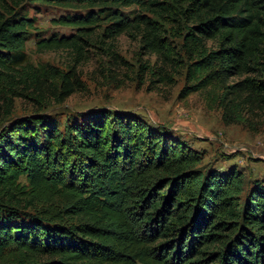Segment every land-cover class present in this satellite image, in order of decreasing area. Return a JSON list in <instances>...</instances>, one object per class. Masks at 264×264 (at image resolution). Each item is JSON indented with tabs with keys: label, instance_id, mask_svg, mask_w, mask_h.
<instances>
[{
	"label": "trees",
	"instance_id": "trees-1",
	"mask_svg": "<svg viewBox=\"0 0 264 264\" xmlns=\"http://www.w3.org/2000/svg\"><path fill=\"white\" fill-rule=\"evenodd\" d=\"M44 4L66 10L52 21L69 33H38L27 12ZM120 34L155 57L139 66L152 85L183 72L180 97L205 92L224 123L264 110V0H0V94L47 72L26 63L32 36L40 51L85 55L95 42L118 55ZM201 160L169 128L119 110L63 130L42 114L16 119L0 130V213L32 215L0 219V264H264V184L245 191L239 170Z\"/></svg>",
	"mask_w": 264,
	"mask_h": 264
},
{
	"label": "rangeland",
	"instance_id": "rangeland-1",
	"mask_svg": "<svg viewBox=\"0 0 264 264\" xmlns=\"http://www.w3.org/2000/svg\"><path fill=\"white\" fill-rule=\"evenodd\" d=\"M65 11L62 7L44 4L38 10L29 7L27 15L35 17L38 33L45 36L71 31L52 21ZM113 44L118 55H104L102 47L95 42L86 47L85 55H75L67 49L40 51L32 36L25 43L26 63L35 67L46 65L48 70L37 77L22 74L7 84L9 89L0 94V130L16 119L41 114L63 130L66 121L81 122L89 111L119 110L134 114L150 125L169 128L173 135L202 154L199 168H236L245 178V191L254 180L264 184V110L244 113L242 123L226 124L221 109L206 102L205 92L180 97L183 72L171 70L170 83L152 85L139 66L146 60L152 64L155 57L138 55V37L120 34ZM53 68L64 73L73 69L75 75L62 77ZM66 85L72 92L61 99ZM18 211L2 212L0 219L28 222L32 211Z\"/></svg>",
	"mask_w": 264,
	"mask_h": 264
}]
</instances>
